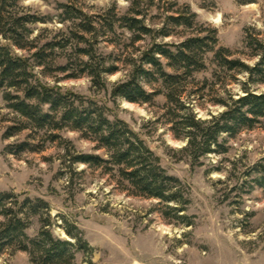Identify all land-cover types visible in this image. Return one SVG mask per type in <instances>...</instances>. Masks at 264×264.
Returning a JSON list of instances; mask_svg holds the SVG:
<instances>
[{
  "label": "rangeland",
  "instance_id": "rangeland-1",
  "mask_svg": "<svg viewBox=\"0 0 264 264\" xmlns=\"http://www.w3.org/2000/svg\"><path fill=\"white\" fill-rule=\"evenodd\" d=\"M66 7L91 18L96 41L88 35L86 39L97 56L117 69L103 77L104 88L94 87L79 72L84 59L75 50L87 45L77 47L73 37L78 35L77 24L64 21ZM5 8L16 17L42 20L26 25L24 43L30 49L12 48L18 56L29 58L47 45H57L45 51L46 67L34 66L36 78L95 102L106 109L111 121L124 122L159 158L166 174L178 180L189 202L182 213L186 219L180 222L165 204L132 195L114 173L70 165V156L106 158L80 133L61 130L55 133V142L47 139L51 132L33 130L8 138L7 129L23 121L6 108L0 91V194L15 196L19 205L25 199L46 205L39 216L28 218V237L37 236L40 218L48 216L55 237L73 242L63 230L71 224L87 244L88 250L77 252L73 264H264V190L254 182L264 178V119L233 137L223 135L220 141L226 153L192 164L178 152L185 142L174 138L167 115V108L173 107L167 104L165 88L154 71L153 79L139 80L145 91L154 94L151 103L131 104L110 97L112 87L130 78L141 53L153 43L178 45L198 33L212 36L214 31L216 50L226 49L231 60L254 67L259 59L247 38L264 46V0H11ZM179 13L194 15L192 28L168 23L167 18ZM123 17L138 19L153 31L165 29L169 36L154 40L146 36L135 42V34L117 22ZM0 43L10 46L2 37ZM203 62L204 69L181 78L177 85L181 102L197 119L218 116L224 111L221 102L243 96L244 89L264 93V74L249 79L246 73L229 72L218 67L213 53L205 54ZM59 67L68 70L58 72ZM21 143L28 145L25 151H18ZM0 264L31 263L26 253L4 250Z\"/></svg>",
  "mask_w": 264,
  "mask_h": 264
},
{
  "label": "trees",
  "instance_id": "trees-1",
  "mask_svg": "<svg viewBox=\"0 0 264 264\" xmlns=\"http://www.w3.org/2000/svg\"><path fill=\"white\" fill-rule=\"evenodd\" d=\"M8 1L11 0H0V37L10 43V46L0 43V91L3 92L6 108L23 122L9 127L7 137L33 130L51 132L47 139L55 142L58 138L55 133L61 130L80 133L84 139L95 143L98 150L104 151L106 158L90 154L70 156V165L82 164L88 168L114 173L119 183L125 184V188L132 195L165 204L169 213L174 214V218L184 222L186 218L182 213L189 202L184 199L178 180L166 174L160 166L159 158L143 140L124 122L118 119L109 120L105 115L106 109L95 102L70 92H62L60 88L50 87L36 78L34 66L46 67L48 55L45 51H50L57 45H47L44 50L37 51L29 58L18 56L12 50L30 49L24 43V37L29 33L26 25L41 23L42 20L33 16H13L6 11ZM187 14L179 13L176 17H169L168 23L190 29L194 15ZM64 16V21H76L78 35L73 37L77 40V47L81 44L87 45L75 50L77 56L84 59L79 64L80 74L86 75L94 87L104 88L103 77L114 75L117 69L108 66L105 59L97 56L93 44L86 39L85 36L88 35L93 42L96 41L97 30L91 18L67 7ZM117 22L135 34V42L146 36H151L153 40L155 37L169 36L165 29L153 31L135 18L123 17ZM106 26L112 30L110 23ZM211 35L201 36L198 33L178 45L153 43L141 53L140 64L134 67L130 78L113 86L110 92L112 99H123L131 104H149L154 94L145 91L139 80L153 79L154 74L157 75L165 88L167 104L173 107L167 108L171 131L176 140L185 142V146L178 152L188 157L192 164L208 155L226 153L225 143L220 141L223 135L233 137L241 130L252 129L264 119V93L253 94L247 89H244L243 96L237 99L230 97L229 102H221L224 111L208 121L197 119L181 102L177 93L180 79L204 69L203 57L207 53H213L218 67L229 72L246 73L249 79L264 74V46L256 39L247 38L248 47L259 59L254 67H248L239 60H231L228 50H216L215 32L211 31ZM163 61L166 62L165 65ZM165 67L173 71L174 75L167 73ZM57 70L63 73L68 67H59ZM27 147L26 143H21L17 149L25 151ZM254 182L264 190V178ZM15 199L13 195L0 194V253L4 250L26 253L31 264H73L77 252L88 250L74 225L63 227L65 235L73 242L55 237L47 215V219L40 218L41 228L37 236L28 237V218L39 216L40 211L46 209V205L41 201L33 203L28 199L19 205ZM170 204L175 207H170Z\"/></svg>",
  "mask_w": 264,
  "mask_h": 264
}]
</instances>
